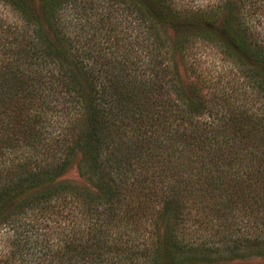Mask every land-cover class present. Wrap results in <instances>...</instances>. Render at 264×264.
Here are the masks:
<instances>
[{
  "label": "trees",
  "instance_id": "trees-1",
  "mask_svg": "<svg viewBox=\"0 0 264 264\" xmlns=\"http://www.w3.org/2000/svg\"><path fill=\"white\" fill-rule=\"evenodd\" d=\"M175 2L0 0V264L264 261V37ZM194 40L239 81L183 79Z\"/></svg>",
  "mask_w": 264,
  "mask_h": 264
},
{
  "label": "rangeland",
  "instance_id": "rangeland-1",
  "mask_svg": "<svg viewBox=\"0 0 264 264\" xmlns=\"http://www.w3.org/2000/svg\"><path fill=\"white\" fill-rule=\"evenodd\" d=\"M175 4L180 10L186 12H199L203 14L221 13L224 8L221 4L223 0H175ZM233 13H237L238 20L244 21L246 26L250 29V33L255 37H264V0H232ZM235 3V4H234ZM217 5H219L217 7ZM1 11V9H0ZM175 26V25H174ZM181 30H185L182 27L175 26ZM216 28V27H215ZM215 39H220L219 32L215 29V33L212 34ZM188 50V54L183 60H179V57L176 55L174 59L178 65L179 73L187 81L193 80L195 77L198 79L210 77L211 81H218L219 87H225L230 89L231 85H225L227 83L232 84L239 81L237 78L238 74L236 73V65L234 62L226 57L224 54L219 53L214 46H210L200 40H194ZM233 56V55H232ZM234 57V56H233ZM235 58V57H234ZM238 62L239 60L235 58ZM244 64L240 65L244 67L252 65L246 63L249 60L247 58L243 59ZM246 61V62H245ZM243 63V62H242ZM250 72V71H249ZM226 82V83H225ZM205 89V88H204ZM61 179L66 181H71L77 184H85L81 178L76 174L74 163H71L67 170L62 175ZM9 230L0 229V253L6 251L7 249V235ZM34 255H29L24 257L23 260H16V264H33L35 260ZM254 263L263 264L264 261H254Z\"/></svg>",
  "mask_w": 264,
  "mask_h": 264
}]
</instances>
